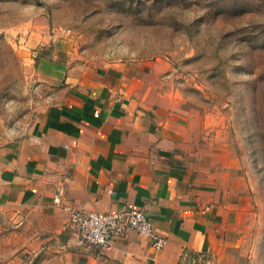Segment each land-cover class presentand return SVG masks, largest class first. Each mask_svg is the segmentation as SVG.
Listing matches in <instances>:
<instances>
[{
  "label": "crops",
  "instance_id": "0c3cea01",
  "mask_svg": "<svg viewBox=\"0 0 264 264\" xmlns=\"http://www.w3.org/2000/svg\"><path fill=\"white\" fill-rule=\"evenodd\" d=\"M35 56L37 79L52 95L27 135L0 149V215L37 227L21 254L3 264H27L36 251L46 264H189L207 257L232 264L228 250L252 208L232 149L208 141L200 120L166 95L148 66L81 71L56 50ZM64 207L141 210L165 245L154 250L129 231L88 250L69 229Z\"/></svg>",
  "mask_w": 264,
  "mask_h": 264
},
{
  "label": "rangeland",
  "instance_id": "374dc122",
  "mask_svg": "<svg viewBox=\"0 0 264 264\" xmlns=\"http://www.w3.org/2000/svg\"><path fill=\"white\" fill-rule=\"evenodd\" d=\"M46 49L81 71L155 70L207 140L234 152L252 208L228 255L264 264V0H0V149L26 136L48 104L35 56ZM36 227L0 215V264L21 254ZM29 258L46 264L43 251ZM198 263L214 264H189Z\"/></svg>",
  "mask_w": 264,
  "mask_h": 264
},
{
  "label": "built area",
  "instance_id": "2783aa9c",
  "mask_svg": "<svg viewBox=\"0 0 264 264\" xmlns=\"http://www.w3.org/2000/svg\"><path fill=\"white\" fill-rule=\"evenodd\" d=\"M58 197L54 199L59 204ZM68 214V227L74 231L80 245L88 250L107 247L115 237L132 231L147 237L154 250H161L165 239L154 229L149 217L141 210L127 209L124 211L100 213L64 207Z\"/></svg>",
  "mask_w": 264,
  "mask_h": 264
},
{
  "label": "trees",
  "instance_id": "16d2710c",
  "mask_svg": "<svg viewBox=\"0 0 264 264\" xmlns=\"http://www.w3.org/2000/svg\"><path fill=\"white\" fill-rule=\"evenodd\" d=\"M184 257H188L189 259L191 258V257H197V255H191V254H189V253H185L184 255H183V258Z\"/></svg>",
  "mask_w": 264,
  "mask_h": 264
}]
</instances>
